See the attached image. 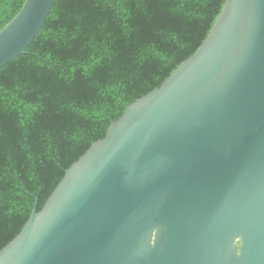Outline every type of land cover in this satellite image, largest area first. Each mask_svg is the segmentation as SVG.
<instances>
[{"label": "water", "instance_id": "1", "mask_svg": "<svg viewBox=\"0 0 264 264\" xmlns=\"http://www.w3.org/2000/svg\"><path fill=\"white\" fill-rule=\"evenodd\" d=\"M57 0H25L0 68ZM0 264H264V0H225L208 36L65 173Z\"/></svg>", "mask_w": 264, "mask_h": 264}, {"label": "trees", "instance_id": "2", "mask_svg": "<svg viewBox=\"0 0 264 264\" xmlns=\"http://www.w3.org/2000/svg\"><path fill=\"white\" fill-rule=\"evenodd\" d=\"M25 0H0V30ZM225 0H57L0 68V251L126 107L201 46Z\"/></svg>", "mask_w": 264, "mask_h": 264}]
</instances>
